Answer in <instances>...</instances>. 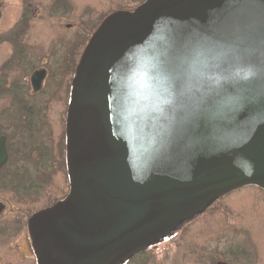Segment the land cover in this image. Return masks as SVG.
<instances>
[{"label": "water", "instance_id": "obj_1", "mask_svg": "<svg viewBox=\"0 0 264 264\" xmlns=\"http://www.w3.org/2000/svg\"><path fill=\"white\" fill-rule=\"evenodd\" d=\"M80 55L68 192L27 219L38 264H124L226 192L264 190V0H144Z\"/></svg>", "mask_w": 264, "mask_h": 264}, {"label": "rangeland", "instance_id": "obj_2", "mask_svg": "<svg viewBox=\"0 0 264 264\" xmlns=\"http://www.w3.org/2000/svg\"><path fill=\"white\" fill-rule=\"evenodd\" d=\"M126 1L75 0V26L61 30L55 44L72 46L73 38L77 43L84 42L104 8L126 5ZM44 10L49 12L48 6ZM11 20L7 17L0 22V35L11 26ZM49 30L50 24L45 32ZM29 35L26 52L14 59L7 55V43L0 41V134L14 135L10 146L7 144L9 159L0 178V199L9 205L8 211L13 215L0 220V264H34L18 247L13 250L20 235L22 250L27 251L25 235L20 234L26 227L25 216L68 190L64 167L67 83L51 74L40 92L29 94L25 74L40 63L46 46L43 39L35 41L36 35ZM51 59L49 67L56 71V62ZM64 75L63 71L61 78ZM21 102L30 112L26 121L20 118ZM33 145H39L36 151L40 148L41 155L31 148L30 154H25ZM166 254L169 259H163ZM160 256L162 259L157 262ZM140 257V262L127 264H213L216 259L231 264H264V190L246 184L226 192L208 206L203 216L181 225L170 241L163 242L155 251L146 249L135 259Z\"/></svg>", "mask_w": 264, "mask_h": 264}, {"label": "flooded vegetation", "instance_id": "obj_3", "mask_svg": "<svg viewBox=\"0 0 264 264\" xmlns=\"http://www.w3.org/2000/svg\"><path fill=\"white\" fill-rule=\"evenodd\" d=\"M102 1V0H100ZM144 0H128L126 1V5H115V7H106L104 10H102V13L99 21L94 24L93 27H91L90 33L85 36L84 42L77 43L76 39H72V46L64 45L63 42L61 45L55 44V41H57V37L60 34L61 30L71 29L73 26H75V23L72 22V20H75V17L73 16L74 13H77V11L74 9L75 0H0V22L3 21V19H7V17L12 18L11 20V26L8 28H5V34L7 36L5 43H7L9 49L7 51V55L9 58L14 59L20 54L26 52L28 38L30 37L29 33L36 35V40L39 38L43 39L45 41V47L43 52V58L41 59L40 63L35 64L26 74L24 77V84L27 87V90L29 94L34 95L35 93H38L41 91V88L44 86L45 82L48 80V77L52 74L54 79H57V77L60 79V81H66V85L68 89V95L70 91V84L73 79L74 71L76 68V64L80 58V54L82 50L84 49V46L86 45V42L88 38L92 35L94 29L100 24L103 18H105L106 15L115 12L116 10H133L136 6H138L139 3L143 2ZM48 6L49 12H45L44 7ZM103 6L102 4L100 7ZM50 24L51 30L45 32V28L47 25ZM84 24H82L83 26ZM85 26V25H84ZM2 34V33H1ZM4 34V35H5ZM2 42V41H1ZM80 48L82 50L80 51ZM55 60V70L53 71L49 67V63H51L52 59ZM15 64L18 63L14 61ZM65 73L63 78H61L62 73ZM39 72V73H38ZM54 72V73H53ZM36 73L35 79L38 81V77L40 73L42 74L41 80L39 81V87L37 89H33L32 87V79H30L31 74ZM61 74V75H60ZM60 75V76H59ZM68 99V97H67ZM68 102V101H67ZM67 106V104H66ZM66 110V108H65ZM66 114V112H65ZM65 118V116H64ZM3 135V134H1ZM65 136V135H64ZM9 140L8 137H6L5 140V147L7 151V160L0 165V178L2 177L1 172H3V168L7 165L9 152H8V144ZM39 146V145H38ZM36 147H33V150L35 153L39 155L40 148L36 151ZM64 167H65V160H64ZM66 168V167H65ZM67 177V175H66ZM68 192V190H67ZM67 192L61 196L57 197L55 199L47 200V203L35 208L34 211L30 212L29 214H26L25 216V224L26 227L24 231L20 234H24V244L26 246V253L23 252V244L20 243V240L23 238H20V235L16 238V242L13 243V250L15 247H18L20 249L21 253L28 258H31L33 260L34 264H38L37 257H35V253L32 246V240L31 236L28 232V224L27 219L32 213H36V211L42 210L48 206L53 205L57 202V200L64 197ZM218 200V198L216 199ZM215 201V200H214ZM7 209V210H6ZM9 205L4 202V200L0 199V220L4 218H9V216H13L9 211ZM205 210H202V212L197 213L192 216V218H189L185 221H183L179 226L184 225L185 223L192 222V220L198 219L205 213ZM224 212L225 210L222 209ZM8 211V212H7ZM10 214V215H8ZM175 233L172 232L169 236L163 237L159 240V242H155L151 245H149L147 248H145L142 251H137L138 253H135L131 255L127 262L131 263V261H135L136 263L141 261V257L137 260L135 259L138 257L143 251L146 249L156 250L159 249V245L163 242L170 241L171 235ZM12 250V251H13ZM1 251V250H0ZM1 254V253H0ZM168 258L167 254L163 259ZM161 256L156 258V261H160ZM169 259V258H168ZM221 260V259H216ZM155 261V262H156ZM224 261V260H222ZM127 262H125L127 264ZM226 262V261H225ZM215 263V262H214ZM213 263V264H214ZM12 264H15L14 262ZM19 264V263H18Z\"/></svg>", "mask_w": 264, "mask_h": 264}, {"label": "trees", "instance_id": "obj_4", "mask_svg": "<svg viewBox=\"0 0 264 264\" xmlns=\"http://www.w3.org/2000/svg\"><path fill=\"white\" fill-rule=\"evenodd\" d=\"M6 38H7L6 34H5V35H0V41L6 40ZM81 50H82V48H80V51H81ZM20 107H21L20 110L22 111V112H20V113H21V114H20V118H21V120L24 119V120L26 121V120H27V117H28V115H29L30 112H27V106H24L22 102L20 103ZM24 126H25L26 128H28V129L30 128V125H29V124H25ZM13 136H14V135H10V136H8V140H9L8 143H9V146H10L11 140L14 139ZM7 147H8V146H7ZM33 147H36V148H37L38 146L33 145V146L27 148L25 154H30V150L33 149ZM30 148H31V149H30ZM9 149H10V147H9ZM39 152H40L39 155H41V154H42L41 149L39 150ZM213 202H214V201H213ZM181 223H182V222H181ZM181 223H179V225H180ZM179 225H177V227L173 230V232L176 231V230L178 229V226H179Z\"/></svg>", "mask_w": 264, "mask_h": 264}]
</instances>
